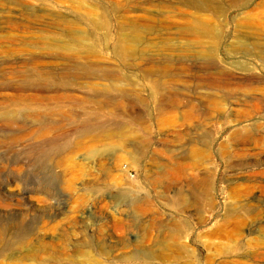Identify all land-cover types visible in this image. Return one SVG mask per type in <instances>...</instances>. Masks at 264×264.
Segmentation results:
<instances>
[{
	"label": "rangeland",
	"instance_id": "1",
	"mask_svg": "<svg viewBox=\"0 0 264 264\" xmlns=\"http://www.w3.org/2000/svg\"><path fill=\"white\" fill-rule=\"evenodd\" d=\"M263 91L264 0H0V264H264Z\"/></svg>",
	"mask_w": 264,
	"mask_h": 264
},
{
	"label": "bare ground",
	"instance_id": "2",
	"mask_svg": "<svg viewBox=\"0 0 264 264\" xmlns=\"http://www.w3.org/2000/svg\"><path fill=\"white\" fill-rule=\"evenodd\" d=\"M198 8L203 9L205 8L204 5H197ZM250 43L245 39L242 42V46L244 48H246ZM119 46L123 49H126L129 47V43L127 44V41L124 39L123 41H121V43L119 44ZM252 67L251 66H244V69L246 71H251ZM249 76V77H248ZM253 78V74L252 75H247L246 78H241L238 81H234V82H230L232 85L233 84H237V85H244L245 87H237V88H244L242 89L243 92H245L248 96L250 95V99L246 100V104L249 106V108L247 109L248 112H253V111H257L258 108H260V100L263 99L262 97L259 96V93L257 92V90H255V88L253 87V85L255 84V79L252 80ZM203 83H200L201 85H203L206 88H212L214 89L213 93H206V105L203 106L199 103H195L193 100L189 99L187 100V102L184 105V111H185V117L186 119H189L190 117H192L193 115V110L195 108H197L198 110L201 111V113L205 114V115H209L212 113L213 109H217V110H222L223 107H221V102L220 100L217 98L219 96V94L216 91L221 90L224 87H228L231 84L229 83H223L221 81H218L216 79L213 80H207V81H202ZM240 89V90H241ZM264 92V91H263ZM249 93V94H248ZM169 99L164 103L165 105H169V106H173L175 100L172 97H168ZM245 100V99H244ZM243 100V101H244ZM2 118L4 119H11L12 115H3ZM208 118V117H207ZM33 121V119H32ZM256 124H258V122H256ZM52 128V126H47L46 130L49 131ZM109 130L108 128H105V130ZM244 149V148H243ZM159 255H161V252H159Z\"/></svg>",
	"mask_w": 264,
	"mask_h": 264
}]
</instances>
